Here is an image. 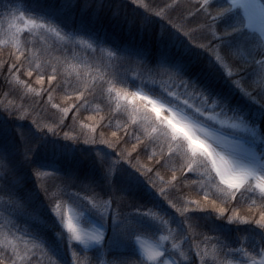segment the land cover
<instances>
[{
    "label": "snow or ice",
    "instance_id": "obj_1",
    "mask_svg": "<svg viewBox=\"0 0 264 264\" xmlns=\"http://www.w3.org/2000/svg\"><path fill=\"white\" fill-rule=\"evenodd\" d=\"M0 11V264H264V0Z\"/></svg>",
    "mask_w": 264,
    "mask_h": 264
},
{
    "label": "trees",
    "instance_id": "obj_2",
    "mask_svg": "<svg viewBox=\"0 0 264 264\" xmlns=\"http://www.w3.org/2000/svg\"><path fill=\"white\" fill-rule=\"evenodd\" d=\"M0 16H2V11H0ZM4 27L5 28L7 27V23L4 24ZM9 47H11L10 44L3 46V51L0 52V59H4V58L7 57V50H8ZM127 68H128L129 73L131 74L135 70V65H128ZM85 115H88V114L85 113ZM0 218H2V217H0Z\"/></svg>",
    "mask_w": 264,
    "mask_h": 264
},
{
    "label": "crops",
    "instance_id": "obj_3",
    "mask_svg": "<svg viewBox=\"0 0 264 264\" xmlns=\"http://www.w3.org/2000/svg\"><path fill=\"white\" fill-rule=\"evenodd\" d=\"M149 242H151V241H149Z\"/></svg>",
    "mask_w": 264,
    "mask_h": 264
}]
</instances>
